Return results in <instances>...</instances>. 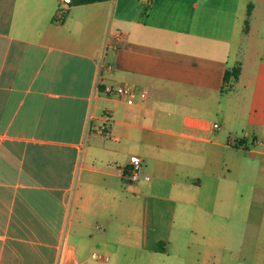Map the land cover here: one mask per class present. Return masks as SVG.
<instances>
[{"label":"crops","instance_id":"obj_1","mask_svg":"<svg viewBox=\"0 0 264 264\" xmlns=\"http://www.w3.org/2000/svg\"><path fill=\"white\" fill-rule=\"evenodd\" d=\"M248 4L251 16L246 0H0V264L208 255L244 148L264 156L263 136L224 140L213 119ZM262 58L246 81L264 95ZM126 85L133 103L108 92Z\"/></svg>","mask_w":264,"mask_h":264},{"label":"rangeland","instance_id":"obj_2","mask_svg":"<svg viewBox=\"0 0 264 264\" xmlns=\"http://www.w3.org/2000/svg\"><path fill=\"white\" fill-rule=\"evenodd\" d=\"M253 3V13L250 16V33L243 37L240 35L234 41L236 46V57L229 60V70L233 66L240 65L243 70L240 81L229 80L225 85V93L221 96L223 115L216 116L215 121L220 124L216 129L226 140L227 135H239L248 137L250 130L255 131L258 136L264 137V95L263 90H256L253 85H248L246 77L253 67L261 64L264 51V0H246ZM256 71V70H255ZM232 79V75L231 78ZM256 92V93H255ZM257 97V100L254 99ZM252 103H256L253 110ZM226 113H231L230 122H225ZM260 115H263L260 119ZM213 117V116H212ZM262 121V124L259 122ZM259 124H258V123ZM245 147L242 152L245 157L244 167L237 174V182L232 186V219L217 217L211 219V237L216 238V243L208 245V255L198 256V249L194 255L198 261H192L193 255L183 251L180 264H264V156L250 151ZM251 162H255L251 163ZM233 202L236 207L233 208ZM178 222V221H177ZM215 222L223 225L231 224L236 232L225 234L215 233L213 228ZM185 237H188L185 234ZM177 238L172 243V248L177 246ZM190 256V257H189ZM185 257V259H184ZM93 260L96 258H92ZM171 259L178 263L175 258Z\"/></svg>","mask_w":264,"mask_h":264},{"label":"built area","instance_id":"obj_3","mask_svg":"<svg viewBox=\"0 0 264 264\" xmlns=\"http://www.w3.org/2000/svg\"><path fill=\"white\" fill-rule=\"evenodd\" d=\"M108 92H113V93L123 96L127 103H133L135 100V91L129 85L119 86L117 88H109ZM213 127H218V124L213 123ZM129 163H130V167H129L130 178L132 180H136L139 177V171L142 166V158L137 154H132L130 156ZM144 177L148 178V175H145ZM104 258L107 259L106 256Z\"/></svg>","mask_w":264,"mask_h":264},{"label":"trees","instance_id":"obj_4","mask_svg":"<svg viewBox=\"0 0 264 264\" xmlns=\"http://www.w3.org/2000/svg\"><path fill=\"white\" fill-rule=\"evenodd\" d=\"M250 14H251V4H248V6H247V17L245 19V30H247L248 26H249V16H250ZM238 72H239V68L238 67L232 68V70L227 71L225 73L224 80L226 82H228L230 80V78H231V75L233 77H237ZM238 144L241 145L240 141H238Z\"/></svg>","mask_w":264,"mask_h":264}]
</instances>
